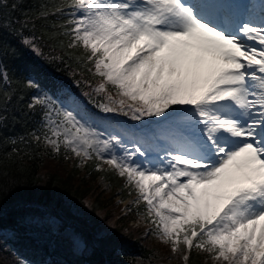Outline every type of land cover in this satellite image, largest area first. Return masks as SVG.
Returning a JSON list of instances; mask_svg holds the SVG:
<instances>
[{"label":"snow or ice","instance_id":"snow-or-ice-1","mask_svg":"<svg viewBox=\"0 0 264 264\" xmlns=\"http://www.w3.org/2000/svg\"><path fill=\"white\" fill-rule=\"evenodd\" d=\"M56 13L68 17L59 25L68 48L82 47V62L103 79L97 93L110 84L120 97L95 107L140 127L105 125L76 101L43 94L28 105L44 110L32 140L113 167L145 203L152 234L183 264L196 249L222 264H264V6L65 0L41 15ZM8 28L0 17V87L10 82L4 57L17 54L4 46ZM21 43L41 54L34 37ZM11 98L0 100V128Z\"/></svg>","mask_w":264,"mask_h":264},{"label":"trees","instance_id":"trees-1","mask_svg":"<svg viewBox=\"0 0 264 264\" xmlns=\"http://www.w3.org/2000/svg\"><path fill=\"white\" fill-rule=\"evenodd\" d=\"M64 2L0 0V17L10 25L2 40L5 48L10 45L17 52L4 57L10 82L0 87V100L5 94L12 97L6 101L8 119L0 128V264H22V259L32 264H168L171 258L183 264L169 245L146 235L143 226L132 223L133 214L124 213L121 202L133 197L132 188L115 169L97 170L99 161L88 160L82 172L71 152L54 153L30 136L40 134L44 110L39 106L29 110L28 105L43 94L58 103L59 98L65 101L73 93L91 114L109 118L112 125L118 122L130 127L132 122L123 115L106 116L95 107L109 94L116 100L120 97L110 84L107 92L97 93L103 79L88 71L91 64L82 62L84 49H69V38L60 34L59 25L68 17L41 15ZM24 37L35 38L40 55L21 43ZM29 80L37 82L39 89L28 87ZM13 139L17 144L11 143ZM137 208L142 210L141 205L132 206L133 211ZM53 218L58 220L56 226ZM67 227L79 233L92 251L78 253L64 234ZM208 257L207 252L196 249L189 264H213L205 261Z\"/></svg>","mask_w":264,"mask_h":264},{"label":"rangeland","instance_id":"rangeland-1","mask_svg":"<svg viewBox=\"0 0 264 264\" xmlns=\"http://www.w3.org/2000/svg\"><path fill=\"white\" fill-rule=\"evenodd\" d=\"M249 5L254 6V7H256L257 9H259L261 6H264V0H250ZM67 98L70 99L71 101H76V102L79 104V107H80L81 109L86 108V104L83 103V102H82V101H81V100H80L75 94L70 93V94L67 96ZM58 100H59L58 103H60L61 101H64V99H61V98H59ZM65 102H67V101L65 100ZM86 109H87V108H86ZM94 116H95V115H94ZM95 117L97 118L98 121H102L105 125H112V124L110 123L109 118H107V117H105V116H103V115L95 116ZM115 126H117V127H119V126H123V127H125V128H130V127H132V128H139V127H140L139 124H136V122H133V121L130 123V127H126V126H124V125H122V124H118V125H115ZM129 147H131V145H129ZM73 159H74V160H76V159L78 160V168H79L82 172H84V171H85L86 163H87L88 161L85 162V161L83 160L82 157H76V156H74V155H73ZM74 160H73V161H74ZM52 162H53V161H52ZM53 163H54V162H53ZM72 163H73V162H71V164H72ZM99 163H100V168L108 167V168H112V169H114L113 167H111L110 165H108V164H106V163H103V162H101V161H99ZM54 165H57V164L54 163ZM58 166H59V165H57V167H58ZM61 166H64V165H60V167H61ZM70 166H71V165H70ZM71 167H72V166H71ZM125 180H126V178H125ZM98 182L102 183L105 187H108V183H107V182H104L102 178H101V179L99 178ZM126 184H127L129 187L132 188V190H131L130 193H131V195H132L133 197H128V198H127L126 200H124L123 202H121V201H120V198H118L119 202H121L122 205H123L124 213H126V214L131 213V215L133 214V216L135 217V220H134V222H132V223H133L135 226H143V227L146 229V231H147V234H146V235H149V234L153 235V234H152V231L154 230V225L151 224V223L149 222L148 217H147L146 214H145V203H144L143 201H141L139 204H136V201L139 200V195H138L136 189H135L132 185H129V184L127 183V181H126ZM138 205H141L142 210H140L139 208H137V211H133V210H132V206H133V207H136V206L138 207ZM51 221L53 222L54 226H56L57 223H58V220L55 219V218L51 219ZM64 234H65L67 237H69V239L72 241L73 246H74V249H75L78 253H89V252L92 251V246H91V245H88V244L83 240L82 236H81L79 233H77L73 228H71V227H67V228H65ZM153 237L155 238L156 242L159 243L160 239H159L156 235H153ZM77 239L80 240V241H82V243L79 245V247H77V246L74 244V241L77 240ZM160 242H161V241H160ZM163 244H165V243H163ZM165 245H167V244H165ZM207 254L209 255V257L206 258L205 261H212L213 264H222V262L214 260L211 254H209V253H207ZM22 261H23V262H27V264H32V263H30V262L27 261V260H23V259H22ZM168 264H177V262H176L175 259L171 258V259L168 260Z\"/></svg>","mask_w":264,"mask_h":264}]
</instances>
